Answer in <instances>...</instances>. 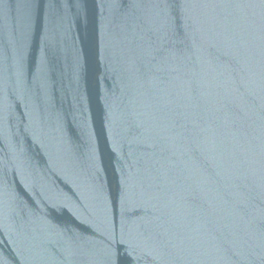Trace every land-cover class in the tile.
I'll return each instance as SVG.
<instances>
[{
	"label": "water",
	"instance_id": "obj_1",
	"mask_svg": "<svg viewBox=\"0 0 264 264\" xmlns=\"http://www.w3.org/2000/svg\"><path fill=\"white\" fill-rule=\"evenodd\" d=\"M0 264H264V0H0Z\"/></svg>",
	"mask_w": 264,
	"mask_h": 264
}]
</instances>
